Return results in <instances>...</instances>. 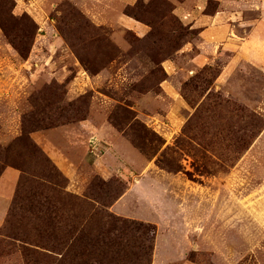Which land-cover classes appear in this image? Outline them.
Wrapping results in <instances>:
<instances>
[{"label":"rangeland","instance_id":"rangeland-1","mask_svg":"<svg viewBox=\"0 0 264 264\" xmlns=\"http://www.w3.org/2000/svg\"><path fill=\"white\" fill-rule=\"evenodd\" d=\"M182 1L0 0V264H264V74L191 65Z\"/></svg>","mask_w":264,"mask_h":264},{"label":"crops","instance_id":"crops-1","mask_svg":"<svg viewBox=\"0 0 264 264\" xmlns=\"http://www.w3.org/2000/svg\"><path fill=\"white\" fill-rule=\"evenodd\" d=\"M121 1L128 7L139 0ZM211 1L216 9L207 13L206 8ZM173 8V14L185 27L195 31L200 41L196 46L189 43L183 50L188 55L194 49H202L189 59L191 65H198L209 53L216 51L219 55L231 54L221 65L223 68L217 82L227 81L243 65L264 74V0H183ZM115 20L121 27L140 37L148 33V25L128 15L119 14ZM165 66L171 69L169 76L175 70L177 72L176 66L169 63H165ZM161 87L167 95L173 96L175 89L169 83ZM60 168H64L65 174L71 177L73 170L64 164ZM19 178L20 172L11 167L3 168L0 173V224L11 205Z\"/></svg>","mask_w":264,"mask_h":264},{"label":"trees","instance_id":"trees-1","mask_svg":"<svg viewBox=\"0 0 264 264\" xmlns=\"http://www.w3.org/2000/svg\"><path fill=\"white\" fill-rule=\"evenodd\" d=\"M143 5V4H142ZM128 7H130V6H128ZM127 10H132L133 11V8H128ZM124 14H126V15H128V16H130V17H132L133 19H135V20H137V21H139V22H142V23H144V21L143 20H141L139 17H137V16H134L132 13H130V14H128V13H124ZM146 24V23H145ZM146 25H148V26H150L149 24H146Z\"/></svg>","mask_w":264,"mask_h":264}]
</instances>
